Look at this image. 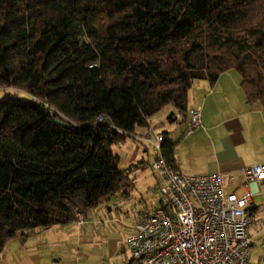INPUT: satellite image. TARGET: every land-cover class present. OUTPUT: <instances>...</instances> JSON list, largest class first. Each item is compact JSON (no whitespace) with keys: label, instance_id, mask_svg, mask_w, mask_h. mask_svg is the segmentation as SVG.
<instances>
[{"label":"trees","instance_id":"obj_1","mask_svg":"<svg viewBox=\"0 0 264 264\" xmlns=\"http://www.w3.org/2000/svg\"><path fill=\"white\" fill-rule=\"evenodd\" d=\"M230 70L264 108V0H0V253L125 193L112 145Z\"/></svg>","mask_w":264,"mask_h":264},{"label":"crops","instance_id":"obj_2","mask_svg":"<svg viewBox=\"0 0 264 264\" xmlns=\"http://www.w3.org/2000/svg\"><path fill=\"white\" fill-rule=\"evenodd\" d=\"M240 81V76L230 70L213 85L200 80L193 90V82L183 124L185 128L188 111L199 107L201 128L182 135L181 142L175 143L178 172L191 176L219 173L226 190L237 194L245 191L242 171L264 163V108L259 103H246ZM175 118L172 114L169 120ZM161 134L170 141V135ZM153 158L154 155L146 158L150 178L146 179L143 173L144 161L136 167L142 172L138 179L143 190L152 187L157 190L158 175L149 166ZM128 199L130 192L126 190L82 214L81 224L74 218L65 225L12 238L0 253V264H129L130 255L124 242L133 234L139 216L126 221L129 210L122 205L129 203ZM153 201L157 206V194ZM252 203L253 223L249 228L252 250L249 249L248 264H259L264 263V203L254 200Z\"/></svg>","mask_w":264,"mask_h":264},{"label":"built area","instance_id":"obj_3","mask_svg":"<svg viewBox=\"0 0 264 264\" xmlns=\"http://www.w3.org/2000/svg\"><path fill=\"white\" fill-rule=\"evenodd\" d=\"M107 122L103 116L94 124ZM201 128L200 108L188 111L185 135ZM150 144V168L158 175V204L138 218L124 242L129 264H248L252 202L264 193V163L242 171L244 193L228 192L221 174L184 175L162 155L164 136L150 127L128 136ZM78 224L81 214L75 215Z\"/></svg>","mask_w":264,"mask_h":264},{"label":"rangeland","instance_id":"obj_4","mask_svg":"<svg viewBox=\"0 0 264 264\" xmlns=\"http://www.w3.org/2000/svg\"><path fill=\"white\" fill-rule=\"evenodd\" d=\"M193 82L194 83L192 89L194 90L200 80H195ZM6 91L18 94V96H25L21 92L12 89H8ZM3 94L4 91L0 90V98ZM172 114H174L176 117V120L174 121L169 120V117ZM183 121L184 115L179 113L174 107L167 106L150 119L149 125L152 127V129H155L159 133L170 135V141L175 144L181 142L182 135H185V125L183 124ZM111 149L113 153L119 156V168L128 171L130 178L134 180V183L127 189L130 192V199H128L129 203H125L124 205L121 204L122 207L125 206V210H129L127 214H125V211L122 213L126 215V221L130 222L133 219H137L138 216H141L142 214L147 213L157 207L155 206L156 202L153 201L155 198V194H157V190L153 189V187L149 191L146 189L143 190L141 181L138 179V177H140L139 175L142 172L139 168H136L140 161H144L145 169L143 173H146V179L150 178L151 173L149 168L147 167L146 158L147 156H153L154 151L150 144L137 143L132 140H126L124 143L114 144L112 145ZM240 194L241 192L238 193V195ZM122 199L125 200L124 198ZM253 200L260 204L264 203V193L254 195ZM250 250H252V248H250ZM261 255H263L262 252ZM259 264L264 263L261 262Z\"/></svg>","mask_w":264,"mask_h":264},{"label":"water","instance_id":"obj_5","mask_svg":"<svg viewBox=\"0 0 264 264\" xmlns=\"http://www.w3.org/2000/svg\"><path fill=\"white\" fill-rule=\"evenodd\" d=\"M55 122H56L58 125L62 126V127H66L65 123L62 122L61 120L57 119V118L55 119Z\"/></svg>","mask_w":264,"mask_h":264}]
</instances>
